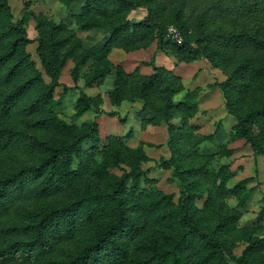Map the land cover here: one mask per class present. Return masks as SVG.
I'll use <instances>...</instances> for the list:
<instances>
[{"label":"trees","instance_id":"1","mask_svg":"<svg viewBox=\"0 0 264 264\" xmlns=\"http://www.w3.org/2000/svg\"><path fill=\"white\" fill-rule=\"evenodd\" d=\"M73 1L59 0L63 6ZM162 1L167 0H84L79 11L71 14L75 24L71 28L65 21L35 13L26 5L15 20L8 0H0V151L34 155L37 160L19 170L0 166V264H188L186 249L196 253V264H264V255L252 257L264 246L263 239L249 235L241 254H235L220 234V229L232 231L236 211L223 215L219 211L215 227L206 228L190 202L194 192L183 190L192 182L186 177L202 174L216 192L234 196L242 207L255 189V185H247L257 172L228 186L235 175L229 163L210 170L207 165H212L217 152L202 153L195 148L201 162L198 166L185 164L181 142L194 138L198 147L213 141L221 128L218 120L213 131L192 134L188 110L198 111L199 88L186 90L175 100L184 90L183 81L156 64L155 54L140 62L151 66L148 74L141 73L139 65L126 71L108 58L112 47L134 51L155 43L156 51L164 52L171 44L175 57L185 62L201 55L213 67L232 65L226 80L212 84L220 89L226 113L235 120L227 141L242 139L264 157V0H178L171 24L181 31V42L172 40L167 25L156 20ZM138 8L146 10L142 19L127 18ZM215 17L226 19L229 27L215 24ZM28 18L35 21V38L27 34L24 22ZM91 29L109 34L102 46L89 49L83 45L78 31ZM32 42H36L41 69L27 49ZM68 60L73 63L69 70L73 86L60 82ZM241 70L248 71L250 82L237 80ZM111 72L114 79L108 96L112 104L139 99V112L145 113L146 122L166 125L170 155L160 158L158 168L169 170L168 178L180 180L177 201L173 192L162 191L157 178L142 169L150 159L144 146L152 143L139 141L129 146L125 136L119 135L101 139L96 120L76 124L59 114L57 107L65 93L79 89V78L91 86ZM57 87L61 90L56 98ZM233 88L237 98L252 93L254 103L236 112L229 102ZM101 101L99 95L90 96L79 89L73 115L78 117L89 109L103 113ZM107 114L125 121L118 112ZM175 117L178 123L173 122ZM87 141L91 146L84 149ZM74 158L77 167H73ZM92 159L95 161L88 168ZM121 164L128 169L122 168L120 175L109 171ZM87 170L97 183L81 187L77 180ZM48 199L53 201L43 202ZM130 210L138 214L132 216ZM257 219L262 225L264 197ZM146 226L154 230L140 236ZM77 230L85 236L84 243L67 258H54L53 242ZM131 233L139 237L129 247L124 238Z\"/></svg>","mask_w":264,"mask_h":264},{"label":"rangeland","instance_id":"2","mask_svg":"<svg viewBox=\"0 0 264 264\" xmlns=\"http://www.w3.org/2000/svg\"><path fill=\"white\" fill-rule=\"evenodd\" d=\"M13 18L19 19L25 10V5L29 9H32L34 12L38 11H47L49 9L52 11L54 9L55 0H49L48 5L45 6L44 0H8ZM26 2H29L26 4ZM83 0H75L73 3V7H77L80 5ZM176 4L178 5V0H167L166 3L162 1L161 6H158L156 15V20L161 21L167 25V32L169 33L168 29L172 28L175 29L177 35L172 36V40H182L181 31L178 29L177 26L171 24L172 20L171 17L173 16L174 12L173 9L176 8ZM55 10L53 13L54 19L58 21L60 19V15ZM146 15V10L144 8H138L131 10L128 13V17L132 20H140ZM215 24L221 25L222 28H228L229 23L226 22V19L221 17H215ZM67 25L71 28H75L74 20L67 19ZM25 27L27 34L30 38H35L38 33L35 29V21L32 18H28L25 22ZM79 36L85 38V42L87 43L91 39V35H86L83 32L78 31ZM172 34V33H171ZM103 33H99L96 37L101 38ZM169 35V34H168ZM178 42V41H177ZM153 48L155 44H152ZM36 42H32L27 46V49L30 51L32 57L37 63L39 69H41L39 59L35 52ZM244 49V48H243ZM242 49V50H243ZM148 50L146 49L145 52L148 54ZM166 52L160 50L159 55L156 57V62L158 65H162L167 69L172 70V72L179 75L184 84L187 86V90L194 89L195 86H198L197 82L201 83L203 91L199 89V95L202 96L205 92L211 90L213 87L212 84L217 82H221L226 80L227 71L230 66L220 65L218 67H213L210 63L206 60L205 57L199 56L195 60L191 62H185L175 57L174 49L171 44L166 46ZM116 54V53H115ZM115 54H112V60ZM238 52L236 55H239ZM149 57V54H148ZM117 58V57H115ZM241 58V55L238 56V60ZM180 64V65H179ZM215 70H214V69ZM67 71V69H65ZM66 78V75H64ZM212 80H215L214 83H211ZM237 80L239 81H248L250 82L251 77L246 70H241L240 75L238 76ZM106 84L105 86H107ZM61 88L56 89L55 97H58V93L60 92ZM220 90V89H219ZM230 99L229 102L231 106L234 108L236 112H241L246 107L251 106L253 102V95L250 93L247 98H237V91L234 90L229 92ZM183 94V93H182ZM221 91L219 94L213 93V95L207 96V102L205 103L210 109L199 110L195 112L188 110L191 113L188 121L192 126V134L198 133L201 124L208 122L211 129L215 128V125L218 120H221V127H222V114L224 109V102H226L223 97ZM180 97L182 95H179ZM72 99V92H69L66 98V107L60 109L61 116L69 121L73 122L76 119L70 114V101ZM198 100V99H197ZM201 100V99H200ZM173 122L178 123L179 118L175 117ZM104 125L102 126L101 134H105V129L108 128L109 131L113 133H119L118 125L116 123L110 121H104ZM119 126L121 123H118ZM197 127V128H196ZM130 128V129H129ZM128 131L132 128L129 127ZM195 128V129H194ZM131 134L125 135V137H131ZM168 133L166 129V125L162 124L161 126L155 127L147 131V133L140 135L146 142H150L153 146H146L148 151V156L150 159L143 163L142 169L146 171L148 176L156 177L157 178V186L164 192H173L175 194L174 200L177 201V197L179 194L178 185L181 184L180 180L177 178H168L170 176V171L158 168V162L160 158L164 157L165 155L169 156V150L166 146V139ZM227 136L223 137H216L214 142H203L195 146V139H185L181 142V146L185 152L184 158H186L187 162L185 164L191 166H198L201 160L195 154L197 151H194L195 148L202 153H211L217 152V158L212 161V165H207V167L211 170V168L216 169L220 164L229 163L232 170L235 172V175L229 179L228 186L233 185L237 180L245 177V176H254L255 172L257 175L254 176V180L250 182L247 187L254 186L255 189L249 194V198L246 201L245 205L240 207L237 205V200L234 196L227 195L226 193H219L215 191V187L211 184L210 180H205L202 174H194L191 177H186V181L192 180L191 184L187 187H184L183 190L186 193L187 190L194 192L191 195L190 202L197 207V216L201 223L206 228H214L217 222V214L220 213L226 214L228 211H236L238 213V218L235 222L232 223V231L229 233H224L222 229L219 231L222 237L224 238L227 246L230 250L235 254H241L242 250L244 249L248 236L251 235L252 237L261 238L264 240V219L262 221V225H259L257 215L259 210L262 206V197H264V157L261 154L255 153L249 146V144L245 143L244 140L240 139V143H237V140L227 141ZM139 139V138H137ZM136 139V140H137ZM133 141L132 143L136 142ZM105 142V140H103ZM102 141V142H103ZM102 142L99 144L101 146ZM234 142L239 145L234 146ZM156 144V145H155ZM155 145V146H154ZM91 146L89 141L83 143V148L88 149ZM230 149L234 150V152H228ZM15 151L11 150V152H3L0 151V166L3 169H13L19 170L23 167H28L36 163V157L34 155H25V154H17L14 153ZM94 159L88 162V168L92 166L94 163ZM79 166L78 160L74 158L73 160V167ZM123 169H128L126 164H121L119 167H112L109 171L113 174L120 175ZM168 178V179H167ZM141 178V184H143ZM190 182V181H189ZM77 183L81 187H85L86 185H95L97 182L96 180L90 176L89 170L85 171L82 176H80L77 180ZM129 184V183H128ZM182 190V191H183ZM200 193V197L197 198L196 195ZM53 200L48 199L43 201L44 203H51ZM28 206H32L33 204L30 202H26ZM132 216H136L138 213L137 211L130 210ZM144 232H140V236L151 232L154 230V227L146 226ZM139 234L131 233L130 235L125 236V240L129 247H132L133 242L139 237ZM85 241V236L80 232L76 231L72 236L63 239H57L53 242L51 254L56 259H65L71 253L76 251ZM185 254L187 255V262L188 264H196V253L191 249H186ZM264 255V246L260 249L256 250L252 257L258 258Z\"/></svg>","mask_w":264,"mask_h":264},{"label":"crops","instance_id":"3","mask_svg":"<svg viewBox=\"0 0 264 264\" xmlns=\"http://www.w3.org/2000/svg\"><path fill=\"white\" fill-rule=\"evenodd\" d=\"M44 1L46 3L45 6L48 5L49 0H44ZM74 2L75 1H73L68 6H63L59 2V0H55L54 9H56L58 14L60 15L59 20H63L66 22L67 19H72L71 14L78 12L80 6L82 5V3H84V2H82L77 7H73ZM54 9L52 8V11L47 9V11H41V12L51 14L53 16V13H55ZM38 12H35V13H38ZM101 32L103 33L102 37L101 38L96 37V35H98ZM83 33L86 35L92 36L90 41H88L87 43L85 42V38L84 37L82 38L83 45L89 49L98 48V47L102 46L103 43L105 42V40L109 36L108 33H105L100 29H91L89 31H83ZM153 44H155V43H153ZM146 49H149L148 50L149 57H148V54L145 52ZM146 49H138V50H134V51H124L121 48L112 47L109 54H108V58L114 64H117V63L121 64L126 71H132L137 65H139V71L141 73L148 74V73H151V71H152L151 66L140 64V62L149 60L150 56L153 54H155V56H158L160 52L156 51V44H155L154 48H153V45L151 44V46H149ZM112 54H115V56L113 57V60L111 57ZM115 57H117V58H115ZM155 63L159 64L158 62H156V57H155ZM72 65H73L72 61L68 60L65 67L62 69L61 75H60V82L66 84L68 86L74 85V81H73V79L69 73V70L72 67ZM65 69H67V71ZM64 75H66V78H64ZM113 79H114V75H113V72H111V73L107 74L101 82L94 83L91 86H85L83 78H79L77 81V86L79 87V89L84 91L86 94H88L90 96L99 95L101 97L102 101H101L100 107H101V109H103V111H104L103 113L97 114L93 109H89L88 111H86L85 113H83L82 115H80L78 117L74 116L73 115V111H74L73 106H74V103L76 101V98L78 97L79 89H70L65 93L61 104L57 107L59 114H60V109H63L67 106L66 105L67 95L69 94V92H72V99L70 101L69 106H70V110H71L70 114L76 119L75 121H73L74 123L80 124L81 122H84V121L96 120L98 122L99 137L101 139H104L106 136H109V135L125 136L128 128L131 127L132 128V133H131L132 136L129 138L125 137L124 138L125 142L129 146H135L138 144L139 141L146 142L143 138L140 137V135L145 134L150 129L158 127V126L152 125V124H150L144 120L145 113L139 112L140 107H141V100L135 99L133 102H130L128 100H122L119 105H114L110 102L108 92L112 89ZM214 81L215 80H212L211 83H214ZM197 83H198L197 84L198 86H195V88L198 87L201 91H203V88H205V87L202 86L201 83H199V82H197ZM106 84H108V85L105 86ZM57 88H61V87H57ZM186 90H187V86H186V84H184V90L181 91L179 94L175 95L174 99L175 100L181 99ZM213 93L219 94L220 93L219 88L218 87H212L211 90L205 92V94H203L202 96L199 95V97H198V108H199V110H204V109L209 110L210 109L208 106H206L205 103L207 102V100H205V99H207V96L213 95ZM179 95H182V96L180 97ZM110 111L118 112L122 117H125V121L121 123L117 120V118L115 116L108 115L107 112H110ZM106 119H107V121L116 123V125H118L119 133H113V132L109 131L108 128H106L105 134H101L102 126L104 125L103 123H104V121H106ZM221 119H222V127L219 129L215 138L227 136V134L231 130V127L235 123L234 118L231 115L227 114L226 110L223 111ZM118 123H121L120 126ZM174 123H176V122H174ZM161 125H159V126H161ZM166 129H167V127H166ZM199 131L202 133H209V132L213 131V129L210 128V125L208 122H205V123L201 124V128ZM137 138H139V139H137ZM167 138H168V136H167ZM135 140H136V142L132 143ZM214 141H215V139L211 142H214ZM237 143H240V140H237ZM237 143L234 142L233 147H235L236 145H239ZM144 149L148 155L147 147L144 146ZM169 155H170V153H169ZM168 157H169L168 155L167 156L165 155L163 158H168ZM167 171H169V170H167Z\"/></svg>","mask_w":264,"mask_h":264},{"label":"built area","instance_id":"4","mask_svg":"<svg viewBox=\"0 0 264 264\" xmlns=\"http://www.w3.org/2000/svg\"><path fill=\"white\" fill-rule=\"evenodd\" d=\"M168 31H169V33H168V34H169L171 37H172V36H174V37H175V35H177L176 33H174V32H175V29L169 28V29H168ZM171 33H172V34H171ZM176 41H178V42H179V40H177V39H176Z\"/></svg>","mask_w":264,"mask_h":264}]
</instances>
